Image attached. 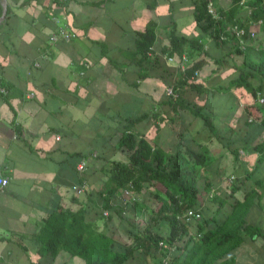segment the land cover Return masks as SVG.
<instances>
[{
  "label": "crops",
  "instance_id": "crops-1",
  "mask_svg": "<svg viewBox=\"0 0 264 264\" xmlns=\"http://www.w3.org/2000/svg\"><path fill=\"white\" fill-rule=\"evenodd\" d=\"M231 4L215 0L223 11ZM195 7V0H0V174L9 179L0 188V264H84L61 249L52 256L36 235L47 214L64 208L88 207L87 219L102 227L104 169L127 160L120 137L126 119L142 113L155 114L133 126L148 142L166 152L184 146L210 157L200 175L211 177L197 181L203 214H214L217 196L228 193L215 218L222 222L232 209V186L238 185L236 200L256 189L244 226L257 227L261 235L241 230L240 242L231 246L235 240L227 238L211 263L264 264V159L257 160L246 144L264 140V92L253 98L247 81L225 90L243 57L233 53L232 40L218 42L200 31ZM235 15L241 19L242 10ZM171 26L178 35L199 36L206 52L194 55L203 58L196 82L206 90L175 87L173 94L203 106L216 135L201 118L174 108L166 93L182 72L161 52ZM61 29L74 35L51 41ZM149 30L154 41L144 55L139 47ZM255 30L257 49L264 46V28ZM81 161L83 171L77 169ZM121 200L117 194L110 204ZM200 221H187L185 237L172 250L174 264H198L197 253L188 260L187 238ZM215 227L212 221L205 228ZM157 253L144 263L159 264Z\"/></svg>",
  "mask_w": 264,
  "mask_h": 264
},
{
  "label": "trees",
  "instance_id": "trees-1",
  "mask_svg": "<svg viewBox=\"0 0 264 264\" xmlns=\"http://www.w3.org/2000/svg\"><path fill=\"white\" fill-rule=\"evenodd\" d=\"M240 1L231 0V7L228 11H223L215 6L213 0L221 16L220 19L215 20L206 11V0H195L194 18L197 27L203 34L212 36L218 42H222L219 40V33L223 29V21L237 23L249 29L251 22L261 20L258 26L264 28V0H245L244 5ZM245 5L251 10L249 15ZM238 9L242 10L241 19L235 17ZM143 37L145 39L139 49L145 55L154 41L153 30L144 32ZM253 40L247 36L243 49L234 45L233 53L242 55V64L238 68L239 74L229 82L225 90L232 85L240 84L241 81H247L251 84L252 97L256 98L258 93L264 92V46L255 49ZM161 52L177 61L184 53L189 60L184 71L178 75L174 89L187 87L196 91L206 90L202 83L190 80L193 72L199 71L203 65V58L195 60L194 55L206 54L199 36L188 38L178 35L171 26L168 31V44L161 48ZM170 100L174 108L186 110L193 117L201 118L209 126L212 134L216 135L213 124L203 112V106L185 100L179 94L171 95ZM154 115L142 113L126 119L127 124L123 128L119 147L128 152L127 160L111 161L110 166L104 169L106 181L102 191L99 192L102 204L98 212L102 227L87 219L88 207L74 211L70 208L59 209L43 218L36 237L52 256L61 249L69 256L82 258L84 264H127L137 256L140 260L135 264H146L144 260L158 252L159 264H164V258H167L166 264H174L177 255L170 249L172 246L178 248V240L186 235L188 220L184 218L187 210H193L201 215V218L197 219L201 220L197 223L198 232L187 238L190 239L191 245L188 260L193 259L192 257L197 253L200 256L198 264H212L211 262L218 256L213 251L221 247V243L227 238L230 241L235 240L231 246L240 242L241 230L245 233L261 235L257 227L248 224L244 226V215L253 201L256 189L244 192L243 199L236 200L233 193L238 185L232 186L230 188L232 209L222 222L215 218L228 201V193L222 197L217 196V208L214 214L202 213L198 201L200 192L197 181L201 169L211 161L210 157L203 150L194 152L184 146L166 152L157 146L155 141L148 142L142 138L133 126ZM260 124L264 128V117L260 120ZM246 144L252 151L258 153L257 160L264 159V140L254 144H248L246 141ZM231 151L236 156V152L233 149ZM251 177L252 171L247 173L244 179L248 180ZM209 186L210 183L206 180L204 188L208 190ZM125 190L131 193L132 200L122 199L117 204L111 205L110 198ZM123 200H126L125 204ZM104 210L108 212L107 215L103 214ZM128 213L135 216L133 221L128 218ZM114 219L118 220L117 225ZM212 221H215L216 227L205 228L206 224ZM197 234L199 237L195 238ZM161 241L168 249L159 245Z\"/></svg>",
  "mask_w": 264,
  "mask_h": 264
},
{
  "label": "built area",
  "instance_id": "built-area-1",
  "mask_svg": "<svg viewBox=\"0 0 264 264\" xmlns=\"http://www.w3.org/2000/svg\"><path fill=\"white\" fill-rule=\"evenodd\" d=\"M241 4H245V0H241L240 1ZM245 8H246V12L247 14L249 15L250 14V8L247 7L245 5ZM206 11L207 13L212 17L214 18L215 20H218L221 18L220 14L217 12L215 6H214V2L213 0H206ZM261 23V20H257L256 22H251V25H250V28L249 29H246L242 26H239L237 23H226L225 21L222 22V31L219 33V40L220 41H226L227 39H230L233 41V44L234 45H237L238 48H241L243 49L246 45V42H245V39L247 38V36L249 38H252L254 39L256 37V26H258L259 24ZM74 34H71V33H68L66 30L64 29H61L58 34H54V35H51L49 37V39L52 41V40H56L57 38H64V39H68L70 38L71 36H73ZM166 60L168 62H177L179 64V66L181 67L182 71H184V69L186 68L187 65L184 66V64L186 63V56L185 54L183 53L180 57V60L177 61L175 60L173 57H170V56H166ZM199 74V71L198 70H195L193 72V74L190 76V80L192 81H195L196 82V78ZM166 93L168 95H172L174 96L173 94V91H172V88L169 87L167 88L166 90ZM259 101L262 102L263 101V98L259 96ZM77 169L79 171H83L84 170V162L81 161L78 165H77ZM9 182V179L8 177L6 176H3L0 174V188H3L5 187ZM126 194L130 193L128 190H125L124 191ZM130 199L132 200L131 196H130ZM103 214L104 215H107L108 212L106 210L103 211ZM184 218V217H182ZM190 218H196V219H200L201 218V215L197 212H194L193 210H187L186 214H185V220H189ZM159 245L162 246L163 248H167L168 247L166 246V244L164 242H159ZM173 246L171 247L170 251L173 250ZM167 263V258H164V264Z\"/></svg>",
  "mask_w": 264,
  "mask_h": 264
},
{
  "label": "rangeland",
  "instance_id": "rangeland-1",
  "mask_svg": "<svg viewBox=\"0 0 264 264\" xmlns=\"http://www.w3.org/2000/svg\"><path fill=\"white\" fill-rule=\"evenodd\" d=\"M186 62H189V60H188V58L186 57ZM169 87H171L170 85H168L167 86V88H169ZM167 90V89H166ZM175 89L172 87V91H174ZM257 173H258V171H257ZM211 177V175H209V174H205V175H200V178H210ZM244 177V176H243ZM226 180H227V178H226ZM199 182H201V181H199ZM214 193V192H213ZM121 196H122V199H126V200H128V198H130V196H131V193H128V194H126L125 192H122L121 193ZM131 198H132V196H131ZM196 219V218H195ZM129 226H127V228H128ZM156 253L157 252H155V255H156ZM158 254V253H157ZM155 255L153 256V257H155ZM140 260V257H135V258H133V264H135L136 262H138ZM160 260V259H159ZM152 264H154V263H152Z\"/></svg>",
  "mask_w": 264,
  "mask_h": 264
}]
</instances>
